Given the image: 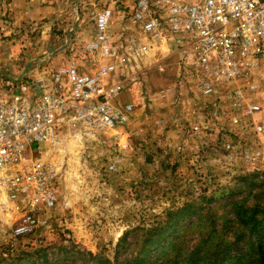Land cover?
<instances>
[{"label": "rangeland", "instance_id": "374dc122", "mask_svg": "<svg viewBox=\"0 0 264 264\" xmlns=\"http://www.w3.org/2000/svg\"><path fill=\"white\" fill-rule=\"evenodd\" d=\"M14 2L0 0V19L9 20ZM39 3L49 7L50 20L60 25L66 24L65 13L70 10L65 4L74 8L75 2ZM19 30L22 38L31 37V25L23 23ZM124 30L126 35L129 31ZM132 36L141 43L138 35ZM86 59L89 62L76 63L84 72L91 73L101 65ZM143 66L115 102L133 107L125 126L99 134L96 142H83L64 132L59 144L43 145L41 153L27 152V164L41 161L53 168L57 202L53 210L43 212L32 234L16 236L21 213L0 192L4 204L0 207V264H134L141 242L166 220L199 209L187 220H218L219 224L227 220L229 226V220H235L230 204L250 199V191H264V129L258 136L230 137L224 132L228 124L221 122L219 126L210 124L206 133L189 136L188 83L179 80L172 86V72L163 68L159 73L147 59ZM125 71L119 69L116 81L122 80L119 77ZM243 83L256 85L252 99L261 113L255 121L264 127V58ZM134 84H141L136 105L128 103L134 94L126 92ZM164 86H171L175 97H168L160 107L157 93ZM225 140L232 142L231 151L225 150ZM256 150L260 157L249 165L245 155ZM110 165L116 170L109 171Z\"/></svg>", "mask_w": 264, "mask_h": 264}, {"label": "built area", "instance_id": "2783aa9c", "mask_svg": "<svg viewBox=\"0 0 264 264\" xmlns=\"http://www.w3.org/2000/svg\"><path fill=\"white\" fill-rule=\"evenodd\" d=\"M119 14L118 22L138 28L145 43L110 34L113 10L101 9L93 37L82 48L102 62L93 72H83L71 59L65 68L22 82L15 93L0 92V192L21 213L16 236L32 234L43 212L57 202L53 168L41 161L27 164V152L59 144L64 132L96 142L99 134L125 126L133 107H120L116 99L143 71L153 46L168 44L180 56L181 78L189 86V136L221 122L228 124L224 132L230 137L263 132L255 121L261 113L252 99L256 85L241 84L264 58V0H134ZM119 69L126 71L116 81ZM169 91H160L159 98L165 100ZM223 142L231 151L232 142ZM260 154H246L245 160L251 165Z\"/></svg>", "mask_w": 264, "mask_h": 264}, {"label": "crops", "instance_id": "0c3cea01", "mask_svg": "<svg viewBox=\"0 0 264 264\" xmlns=\"http://www.w3.org/2000/svg\"><path fill=\"white\" fill-rule=\"evenodd\" d=\"M14 1L16 4L12 8L9 7L11 11L8 14L9 20L0 19V92L15 93L22 82L33 81L40 74L47 75L60 68H65L71 59H74L77 64H83L82 61L87 60L86 58L90 59V63L96 65L102 63L85 56L82 51L83 45L93 37L94 16L101 9L112 8L113 10L110 34H114L116 38L121 35L125 37L129 34L131 36L136 34L140 37V42L145 43L138 28L132 29L133 27L128 23L121 25L118 22L119 12L131 9L134 0H79V2L74 0V8L65 4L70 10L66 8L67 22L66 24L60 22V25L54 24L50 20L49 13L51 11L49 7L39 3L40 0ZM5 12L4 10L2 15H5ZM69 14L72 19L70 23ZM23 23L31 25L30 38H22L21 31H18ZM124 27L129 31L126 35L123 33L125 32ZM70 32L71 34H69ZM146 59L147 62L150 61V66L158 72L165 68V71L169 70L168 73H173L172 86H175L179 80H184L181 78L182 74L178 63L180 56L175 54L168 44L153 46L150 54L145 56L144 62ZM168 66L170 67L168 68ZM25 70L27 71L24 74ZM156 77L159 82L160 78L158 75ZM138 88L141 89V84L139 86L134 84L133 88L126 91L129 94L130 92L134 94L131 98L132 101L130 100L128 103L136 105ZM167 89L170 91L166 99L161 100L159 92ZM160 91L157 93V102L160 107L170 99L168 97H175V90L171 89V86H164ZM123 104L120 103L119 106L122 107ZM178 111H183L181 105H178Z\"/></svg>", "mask_w": 264, "mask_h": 264}, {"label": "trees", "instance_id": "16d2710c", "mask_svg": "<svg viewBox=\"0 0 264 264\" xmlns=\"http://www.w3.org/2000/svg\"><path fill=\"white\" fill-rule=\"evenodd\" d=\"M232 202L235 220H166L141 242L134 264H264V191ZM252 200V202H249Z\"/></svg>", "mask_w": 264, "mask_h": 264}, {"label": "water", "instance_id": "95a60500", "mask_svg": "<svg viewBox=\"0 0 264 264\" xmlns=\"http://www.w3.org/2000/svg\"><path fill=\"white\" fill-rule=\"evenodd\" d=\"M26 71H27V70L24 71V74L26 73ZM24 74H23V75H24Z\"/></svg>", "mask_w": 264, "mask_h": 264}]
</instances>
